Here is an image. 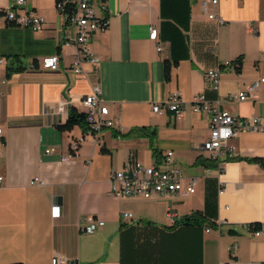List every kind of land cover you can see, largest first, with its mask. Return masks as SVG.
Returning a JSON list of instances; mask_svg holds the SVG:
<instances>
[{"label": "crops", "instance_id": "crops-1", "mask_svg": "<svg viewBox=\"0 0 264 264\" xmlns=\"http://www.w3.org/2000/svg\"><path fill=\"white\" fill-rule=\"evenodd\" d=\"M92 6L107 22L88 43L100 60L94 67L83 61L76 74L78 49L62 43L66 24L56 0H26L45 19L39 31L6 23L4 11L19 9L16 0H0V264H51L54 256L77 264H263L264 234L249 226L264 225V83L248 100L227 95L264 75V0H219L209 9L221 22L207 17L200 0ZM54 54L57 69L48 67ZM13 58L21 69L8 74ZM224 61L230 64L213 90L204 71ZM95 86L113 124L98 133L63 128L69 107L84 111L80 100ZM175 91L184 101L180 115L152 110ZM198 93L235 116L260 117L262 129L239 132L229 141L232 157L210 164L200 148L209 113L191 109ZM79 138L77 152L61 160ZM130 160L175 166L197 178L195 191L116 198L110 170ZM35 177L41 183H30ZM89 215L104 225L86 234Z\"/></svg>", "mask_w": 264, "mask_h": 264}, {"label": "built area", "instance_id": "built-area-1", "mask_svg": "<svg viewBox=\"0 0 264 264\" xmlns=\"http://www.w3.org/2000/svg\"><path fill=\"white\" fill-rule=\"evenodd\" d=\"M57 1V0H56ZM71 7H66V0H58L56 8L64 16L66 24V37L62 39L63 45L76 46L78 51L72 63V71L76 74L84 73L81 65L83 61L89 62L93 67L99 62V57L91 52L88 48L91 36L95 31L102 30L106 27V20L96 17L93 10V2L95 0H71ZM219 0H200V6L209 19L221 22L210 6L216 7ZM26 0H16L17 10L8 8L4 11L6 23L21 27H27L34 31L43 28L45 19L32 9L25 8ZM21 9V10H20ZM158 36L157 28L150 26L148 37L150 40H156ZM157 51L161 49L157 45ZM58 56L56 54L48 58V67L51 69L58 68ZM3 59L0 57V65ZM230 64V61H224L220 65L209 68L204 71V79L206 85L218 90L221 80L222 69ZM264 83V75L251 81L244 88L236 93L227 95V98L244 101L255 96V92L259 86ZM100 89L95 86L91 93L81 98L80 103L85 107L87 120L93 133H98L102 128L109 127L113 124L112 120L104 117L108 113L106 106L102 104L99 96ZM183 99L179 91L172 92L163 104H154L152 110L160 112L163 107L180 115L183 111ZM220 100H209L203 93L193 96L191 101V109L195 112L205 111L209 113V135L202 141L200 148L208 153V157L220 162L221 159L230 158L233 155L232 147L229 141L235 138L239 132L244 130H260L263 125L258 116L238 117L231 114L228 110L219 107ZM4 133L0 127V144L3 141ZM82 138L72 141L70 145V153L66 157L62 156L61 160L71 158L78 148V143ZM53 148H48L46 152H52ZM172 152H168L166 163L169 162ZM197 182L196 177L184 178L180 169L175 166H167L160 168L154 165H144L138 160H130L126 162L120 169H111L109 175V186L112 195L116 198H128L140 196L143 198H151L154 196H165L170 193L189 195L195 191ZM3 183V176L0 173V185ZM30 183H41L39 177L30 180ZM51 214L53 216L59 214V206H52ZM122 217H131L132 214L124 212ZM169 221L175 223V213L172 209H168L166 213ZM104 225V221L94 216L86 217V224L82 230L86 234L93 233L98 227ZM253 228V225L249 226ZM209 231V229H206ZM252 234L256 237L264 234V225L253 228ZM51 264H77L71 262L63 256H54ZM264 264V263H263Z\"/></svg>", "mask_w": 264, "mask_h": 264}, {"label": "trees", "instance_id": "trees-1", "mask_svg": "<svg viewBox=\"0 0 264 264\" xmlns=\"http://www.w3.org/2000/svg\"><path fill=\"white\" fill-rule=\"evenodd\" d=\"M58 1V0H57ZM56 1V2H57ZM71 0H66V7L69 9L71 7ZM13 63H17V58H13L12 61H10V63L7 65V72L8 74L12 73V72H16L19 71L21 69V66L18 64L16 66H13ZM73 126H80L83 128H87L90 127V124L87 120V113L84 110H78L77 108L70 106L69 107V111H68V116L66 119V122L62 125L63 128L69 129ZM133 131V130H132ZM130 131V132H132ZM209 161V163L211 164H215L213 159L210 158H206L205 161ZM205 163V162H204ZM205 165H209V164H205ZM254 228H258L259 225L258 224H253Z\"/></svg>", "mask_w": 264, "mask_h": 264}]
</instances>
